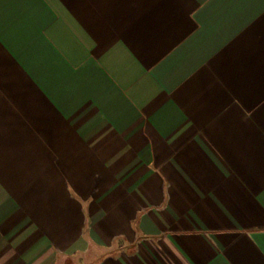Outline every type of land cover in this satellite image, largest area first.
<instances>
[{"label": "crops", "instance_id": "0c3cea01", "mask_svg": "<svg viewBox=\"0 0 264 264\" xmlns=\"http://www.w3.org/2000/svg\"><path fill=\"white\" fill-rule=\"evenodd\" d=\"M0 264H264V0H0Z\"/></svg>", "mask_w": 264, "mask_h": 264}]
</instances>
